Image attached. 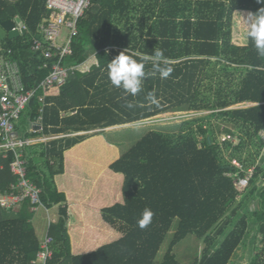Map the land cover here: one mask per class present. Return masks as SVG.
Instances as JSON below:
<instances>
[{"label":"trees","instance_id":"obj_1","mask_svg":"<svg viewBox=\"0 0 264 264\" xmlns=\"http://www.w3.org/2000/svg\"><path fill=\"white\" fill-rule=\"evenodd\" d=\"M261 7L264 3L257 0H90L77 19L72 53L62 64H82L90 49L97 64L85 72L73 70L64 85L46 89L38 85L49 68L42 67V52L31 50L32 37L50 12L46 0H0V23L21 20L26 26L24 33L10 38L0 25L5 31L0 36V56L17 63L25 90L36 89L16 129L26 137L63 134L25 148L27 177L41 189V205L24 199L16 209L0 206V264H30L35 257L40 239L33 218L39 207L58 206L57 220L47 230L53 238L52 264H154L175 220L176 230L160 264H180L173 248L188 235L205 244L201 258L190 264H228L253 223L264 235V167L255 164V156L249 162L237 154L254 145L258 156L264 148L260 136L264 57L250 41L241 43L236 29L242 13H256ZM156 50L168 61L161 67L173 68L167 79H160L158 73L147 76L135 97L111 85L107 65L117 55L124 51L139 60ZM144 70L151 73L152 64H145ZM201 87L211 96L202 97ZM128 103L133 107H127ZM243 103L252 105L230 108ZM168 110H212L211 116L234 124L248 142L241 136L235 146L218 140L212 128H204L205 117H200L184 121L178 132L149 130L123 154H106L101 162L107 163L109 186H116H107L87 204L101 211L100 227L107 234L102 232L97 244L93 238L78 242L67 224L68 194L79 189L87 174L81 148L86 136L69 133L140 121ZM39 116L41 132L28 131ZM194 123L201 139L191 128ZM223 146L232 149L229 158ZM112 147L100 135L94 153L104 157ZM232 158L245 170L249 164L254 168L238 203L232 177L238 170L230 163ZM13 159L12 152L6 157L0 153V195L10 192L17 182L10 171ZM254 199L259 210L248 211ZM145 209L153 216L141 229L137 221ZM263 253L264 248L249 264H264Z\"/></svg>","mask_w":264,"mask_h":264},{"label":"rangeland","instance_id":"obj_2","mask_svg":"<svg viewBox=\"0 0 264 264\" xmlns=\"http://www.w3.org/2000/svg\"><path fill=\"white\" fill-rule=\"evenodd\" d=\"M247 13H242L240 17H238V20L240 24H238L237 29V36L241 43L242 40V28L244 26V18L247 17ZM66 33V30L63 28L62 36ZM5 34V31L0 28V36L2 37ZM93 50H89L87 53V56L93 55ZM217 69V68H216ZM213 70L208 69V73L212 74ZM204 84H206V88L210 87L208 80L204 81ZM201 90L203 91V96H211V93L208 91H205L202 87ZM202 95V93L200 94ZM239 105V106H238ZM235 106H232L230 108L235 107H244V106H251L250 103H243L238 104ZM212 110H200V111H188V110H168L165 112H162L160 114H157L155 116H152L147 119H143L140 121H134L130 123H124L119 125L110 126L104 129H91L94 130L92 133L88 132L86 133V138L84 141H87V145H90L88 148V153L86 154V158L92 162L91 167L88 168L87 173L89 174L86 179V182L89 180V183H80V187L78 189V192L76 195L72 196L68 200V222L67 224L71 226V233L74 235L75 239L78 242H81V239L89 240V238H93V241L95 244H97L99 241L103 239L101 237V233L105 232L107 234V230L105 227H100V224L102 225V219L100 217L101 211L91 207L89 204H87L88 200L90 198L96 199L100 193L105 190L107 186H109V178L105 172L107 165L100 164L101 161L105 159L106 154L115 155V153L123 154L126 152L136 141H138L147 131L149 130H161L163 132H178V129L180 128V125L186 121L191 120L194 118H200L205 117V123L204 128H212L214 134L218 137V140H222L223 134H229L230 139L229 142H233L232 145L235 146L240 141L239 136L243 138L244 142H248V138L244 133H241L239 129L236 128V126L232 123H228L222 119H218L214 116H211ZM207 122V123H206ZM199 123V122H198ZM198 123H194L191 125V128L193 130L195 129V136L197 139H201L200 134L197 133L196 127ZM190 126H185L184 131H188ZM92 134H97L96 137L91 138L93 136ZM101 136L104 137V139H107L110 144L113 146L112 148H107V153H105L104 157L103 155L99 156L96 152V148L98 145V138ZM261 135V133H260ZM60 136V135H58ZM88 136V137H87ZM93 139V141H91ZM94 142V143H91ZM223 148V154L226 156V158H229L230 153L232 152V149H229L227 147ZM118 150V151H117ZM238 154V157H241L242 160H248L249 162L252 161V158L255 156V164H259L260 166L264 167V148L260 149L258 156L257 154V148L254 145H249L248 148L242 149ZM237 160L236 158H234ZM100 160V161H99ZM238 163L241 164L237 160ZM254 164V166H255ZM252 165L249 164L248 167H251ZM116 185L111 184L109 187L113 188ZM240 196H237L236 202L238 203V200H240ZM235 202V205H236ZM234 206V205H233ZM231 207L227 211V215L232 211ZM259 210L258 207V201L257 199L252 200V202L248 206V211H256ZM56 211V216L58 217V212ZM53 214V210H50L47 212L46 208L39 207L35 218L41 220L45 223L48 221V216L51 217ZM43 218V219H42ZM177 227V220L174 221L171 232L167 235V238L165 239L163 245L161 246L157 257L155 259L154 264H160L163 260V257L167 251L168 244L172 238V232L176 230ZM102 228V229H101ZM93 231V232H92ZM222 237H219L217 242L219 243ZM205 244L203 240L197 238L194 235H188L184 239H182L180 242H178L174 248L173 253L176 256L177 261L180 264H190L194 262L195 260H199L201 258V254L203 252ZM240 248L237 250L236 255L230 260L228 264H249L256 256L257 252H260V249L262 250L264 248V235L257 231V225L249 226L248 232L246 236L244 237ZM163 254V255H162ZM261 258L264 259V253L261 255Z\"/></svg>","mask_w":264,"mask_h":264},{"label":"built area","instance_id":"obj_3","mask_svg":"<svg viewBox=\"0 0 264 264\" xmlns=\"http://www.w3.org/2000/svg\"><path fill=\"white\" fill-rule=\"evenodd\" d=\"M90 5V0H46V8L50 11L40 23L37 33L32 37L31 50L42 52L45 61L43 68H49L48 75L40 82L38 87L50 89L65 84L69 73L76 70V66H65L62 60L72 53L71 38L77 32V19L85 13ZM15 28L21 33L26 31L25 24L18 20ZM63 28L66 33L62 36ZM78 70V69H77ZM36 89L25 90L19 68L15 61L0 56V153L7 156L8 152L14 155L10 163V171L16 175L17 182L11 185V191L0 195V206L5 209H16L24 199H29L34 204L41 205V189L27 177L25 148L36 142L30 137H25L18 132L16 124L21 113L35 95ZM43 102V96L39 97ZM41 116L32 122V131L41 132ZM264 138V129L260 132ZM53 136L46 139H54ZM230 139L229 134H223L222 142ZM233 143V142H232ZM230 163L238 170L232 177L234 186L241 196L253 176L254 168L244 169L243 164L232 158ZM243 172L244 176L239 174ZM53 238L45 234L40 239L39 248L30 264H52Z\"/></svg>","mask_w":264,"mask_h":264},{"label":"clouds","instance_id":"obj_4","mask_svg":"<svg viewBox=\"0 0 264 264\" xmlns=\"http://www.w3.org/2000/svg\"><path fill=\"white\" fill-rule=\"evenodd\" d=\"M257 3H264V0H257ZM242 40L245 43L250 41L256 53L264 57V7H261L256 13H249L244 18ZM147 63H151L153 66L151 73H146L144 70ZM162 64L167 65L168 61L163 59L161 50H156L152 56H140L139 60L123 51L108 63L107 75L112 86L121 89L126 96L135 97L141 92L142 81L147 76H155L158 73L160 79H167L171 75L173 68L170 66L161 67ZM127 107L131 108L133 105L128 103ZM152 216L153 212L145 209L137 221L138 226L141 229L146 228L151 222Z\"/></svg>","mask_w":264,"mask_h":264},{"label":"crops","instance_id":"obj_5","mask_svg":"<svg viewBox=\"0 0 264 264\" xmlns=\"http://www.w3.org/2000/svg\"><path fill=\"white\" fill-rule=\"evenodd\" d=\"M95 64H97V60H96L95 55H94V52H93V55L87 56L86 60L82 64H80V65H78L76 67H77V69L79 71L85 72V71L89 70L92 65H95ZM32 126H33V124L30 123L29 128H28L29 130L28 129L27 130L28 131H32ZM93 131L94 130H86V131H80V132H75V133H69L68 136L86 135V133H88V132H91L92 133ZM20 134H22L23 136H25V134H23L22 132H20ZM53 136H58V135H54V134L50 133V134H42L40 136H35V137H30V138H32L33 140H36V142L33 143V144H39V143L46 144V142L52 140V139H46V138H50V137H53ZM60 136L62 137L63 134L60 135ZM57 138H60V137H57ZM54 139H56V138H54ZM81 148L85 151V155H86L88 153V148H89V145H87V141H83L81 143ZM91 164H92V162L89 161L87 158L84 159V168H85L86 172H87L88 168L91 167ZM100 164H102V162ZM103 164L107 165L106 162H104ZM88 175L89 174L87 173V174H84L82 176V178H81V184L84 183V182H86V180L84 181V179H86V177H88ZM86 183L90 184L89 183V180ZM77 192H78V190L77 191H74L73 194L69 192L68 199L70 197H72L71 194L72 195H76ZM55 209L58 212V206H53L51 209H47V212L50 211V210H53V214L51 215V217L48 216L47 223L43 222L41 220V218L39 220H37L35 218V215H36V212H35V215H34V218H33V225H34V228H35L36 235L38 236L39 239H42L44 237V235L47 233L49 224H52V223H55L56 222L57 216H56Z\"/></svg>","mask_w":264,"mask_h":264},{"label":"water","instance_id":"obj_6","mask_svg":"<svg viewBox=\"0 0 264 264\" xmlns=\"http://www.w3.org/2000/svg\"><path fill=\"white\" fill-rule=\"evenodd\" d=\"M1 27L8 33L10 38L18 36L20 32L15 28V22L13 20H5L0 23ZM25 31H21L24 33Z\"/></svg>","mask_w":264,"mask_h":264},{"label":"bare ground","instance_id":"obj_7","mask_svg":"<svg viewBox=\"0 0 264 264\" xmlns=\"http://www.w3.org/2000/svg\"><path fill=\"white\" fill-rule=\"evenodd\" d=\"M163 255V254H162Z\"/></svg>","mask_w":264,"mask_h":264}]
</instances>
